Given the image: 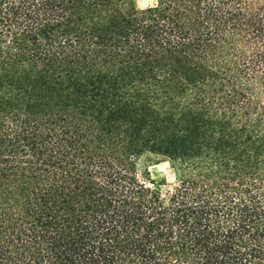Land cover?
I'll list each match as a JSON object with an SVG mask.
<instances>
[{
    "label": "trees",
    "instance_id": "obj_1",
    "mask_svg": "<svg viewBox=\"0 0 264 264\" xmlns=\"http://www.w3.org/2000/svg\"><path fill=\"white\" fill-rule=\"evenodd\" d=\"M0 264H264V0H0Z\"/></svg>",
    "mask_w": 264,
    "mask_h": 264
},
{
    "label": "rangeland",
    "instance_id": "obj_2",
    "mask_svg": "<svg viewBox=\"0 0 264 264\" xmlns=\"http://www.w3.org/2000/svg\"><path fill=\"white\" fill-rule=\"evenodd\" d=\"M158 2V0H136V3H137V6L140 8V9H144V8H148L150 6H154L156 5ZM153 171L154 172H163V174L165 175L166 179H167V182L168 181H172L173 180V174L168 170V168L165 166V165H157L153 168ZM170 187V185H166L164 187V190L165 189H168Z\"/></svg>",
    "mask_w": 264,
    "mask_h": 264
}]
</instances>
